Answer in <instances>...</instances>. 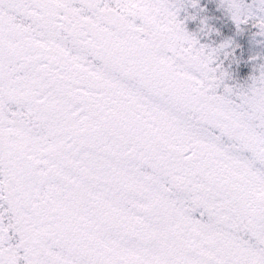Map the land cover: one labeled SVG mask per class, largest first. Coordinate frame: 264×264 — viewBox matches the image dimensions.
Wrapping results in <instances>:
<instances>
[{"label":"snow or ice","instance_id":"6c2138e0","mask_svg":"<svg viewBox=\"0 0 264 264\" xmlns=\"http://www.w3.org/2000/svg\"><path fill=\"white\" fill-rule=\"evenodd\" d=\"M0 264H264V0H0Z\"/></svg>","mask_w":264,"mask_h":264}]
</instances>
